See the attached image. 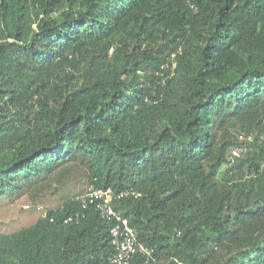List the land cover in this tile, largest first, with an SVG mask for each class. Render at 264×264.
Segmentation results:
<instances>
[{
  "label": "trees",
  "instance_id": "1",
  "mask_svg": "<svg viewBox=\"0 0 264 264\" xmlns=\"http://www.w3.org/2000/svg\"><path fill=\"white\" fill-rule=\"evenodd\" d=\"M74 167L141 193L146 264H264V0H0V197ZM111 226L40 217L0 264H113Z\"/></svg>",
  "mask_w": 264,
  "mask_h": 264
},
{
  "label": "built area",
  "instance_id": "2",
  "mask_svg": "<svg viewBox=\"0 0 264 264\" xmlns=\"http://www.w3.org/2000/svg\"><path fill=\"white\" fill-rule=\"evenodd\" d=\"M176 65V59L173 60V66ZM160 83L165 85L168 78L174 75V70L170 74L165 75L164 72L160 73ZM152 96H147L146 101L156 103L158 101V95H156L155 89ZM241 148L233 149V156L240 155ZM137 198L141 196V193L135 190H126L119 193H114L112 189L97 188L90 185L88 189L77 197L80 202L81 209L73 214H70L61 219H57L55 215L50 213V209L40 202H31L28 200H22L20 202V209L24 211L37 210L40 213V217L44 220H48L51 223L60 221L63 224L76 223L79 224L86 214L92 208H95L103 219L112 222L110 229V245L113 248L110 256V261L113 264H146L152 256L153 249L141 243L138 239V231L131 224L130 219L122 212L116 209L114 201L116 199H122L124 197ZM143 255L145 260L138 262L136 257Z\"/></svg>",
  "mask_w": 264,
  "mask_h": 264
},
{
  "label": "rangeland",
  "instance_id": "3",
  "mask_svg": "<svg viewBox=\"0 0 264 264\" xmlns=\"http://www.w3.org/2000/svg\"><path fill=\"white\" fill-rule=\"evenodd\" d=\"M88 187L89 183L85 170L81 167H74L68 172L54 175L51 183H41L35 186L18 201L6 196L1 198L0 209H5L6 214L0 216V224L4 226L6 233H11L15 229L18 230L37 221L39 212L35 209L28 211V213L23 212L24 210L22 211L19 207L22 200H40L46 206L50 203L61 205L67 198L83 194ZM2 228H0V233H2Z\"/></svg>",
  "mask_w": 264,
  "mask_h": 264
},
{
  "label": "crops",
  "instance_id": "4",
  "mask_svg": "<svg viewBox=\"0 0 264 264\" xmlns=\"http://www.w3.org/2000/svg\"><path fill=\"white\" fill-rule=\"evenodd\" d=\"M48 181L51 183V181H52V178L50 177L49 179H48ZM51 187V186H50ZM51 191H52V189H51ZM6 197H8V198H13V195L12 194H10V193H8L7 195H5ZM5 196H3V197H5ZM39 196V194L37 195V197ZM3 197H0V199L1 198H3ZM22 197V196H21ZM20 197V198H21ZM20 198H18L16 201H18ZM31 202H40V203H42L40 200H31ZM43 204V203H42ZM44 205V204H43ZM46 206V205H45ZM60 206H62V204L61 205H54V203H50V204H47V206L46 207H50V208H53V209H56V208H58V207H60ZM23 211V210H22ZM31 211H34V210H31ZM23 212H27L28 213V211H23ZM3 214H6V211H5V209H0V216L1 215H3ZM39 215H38V219L40 218V213H38ZM38 219H37V221H38ZM36 221V222H37ZM35 222V223H36ZM35 223H33V224H35ZM33 224H30V225H28V226H23V227H21V228H19L18 230H14L13 232H11V233H6L4 230V226L2 225V224H0V228H2V233H0V234H15V233H18V232H21L22 230H24V229H26V228H29L30 226H32Z\"/></svg>",
  "mask_w": 264,
  "mask_h": 264
}]
</instances>
